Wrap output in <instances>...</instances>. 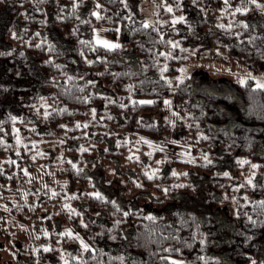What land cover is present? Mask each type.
<instances>
[{
	"label": "trees",
	"instance_id": "obj_1",
	"mask_svg": "<svg viewBox=\"0 0 264 264\" xmlns=\"http://www.w3.org/2000/svg\"><path fill=\"white\" fill-rule=\"evenodd\" d=\"M128 4L127 0H0V183L7 202L14 197L21 206L20 189L26 186L33 198L37 195L35 207L52 211L49 236L36 242L24 232L0 233L4 248L0 264H64V260L81 264L76 256L83 264L177 260L261 264L264 204L258 201L264 200V89L254 87L249 78L234 83L237 94L216 95L193 89L188 77L177 82L176 75L182 62L198 54L191 52L195 45L208 49L210 58L264 69V12L224 8L222 13L223 0H162L157 23L145 27ZM167 5L173 6L171 12ZM180 11L185 18L173 23L171 15ZM229 23L231 28L220 26ZM98 27L118 38L120 47L96 44L93 35ZM100 87H109L119 98L106 99ZM166 95L174 98L193 150L204 149L211 161L195 164L198 172L210 177L199 190L205 203L198 212L181 208L154 218L125 212L110 198L90 195L94 184L81 166L67 158L57 166L36 152L38 144L65 137L67 156L78 153L79 162L93 164L98 158L104 168L117 167V175L127 177L129 190H152L163 206L181 193L196 198L199 186L187 171L173 175L160 161L161 150L117 139L123 130L162 136L163 127L149 119L163 113ZM149 100L153 103H141ZM45 104L50 107L45 109ZM173 161L179 168L192 165ZM253 163L259 167L253 169ZM40 167L61 178L56 179L52 197L27 185L26 171ZM153 169L157 171L149 178ZM15 209L18 219H28L24 208L13 205L11 210ZM217 209L227 210L221 215L224 219L207 212ZM55 222L64 228L73 225L91 247L82 250L65 230L53 228Z\"/></svg>",
	"mask_w": 264,
	"mask_h": 264
},
{
	"label": "rangeland",
	"instance_id": "obj_2",
	"mask_svg": "<svg viewBox=\"0 0 264 264\" xmlns=\"http://www.w3.org/2000/svg\"><path fill=\"white\" fill-rule=\"evenodd\" d=\"M127 2L129 3L128 7L131 13L138 21L144 22L147 20L149 21V24H156L157 20L160 18L162 0H127ZM228 3L231 7H226L223 0V8L232 12H236L234 9L237 6L247 7L255 12H264V0H257V4L251 3V0H228ZM180 15H183L185 18V13L183 11L172 14V22H181L182 20H173L174 16ZM102 30V28L98 27L95 31L93 35V41L95 43V37L100 36L103 39L113 41L120 45V40L118 38L110 37L106 33H103ZM50 31L48 28L49 34L51 33ZM201 50V45H195L191 49V52L198 54L191 56L190 59L180 64L179 71L176 75L177 82L188 77L192 79L193 89L208 91L216 95H224L226 93L237 94L236 84L234 83L240 82L241 78H246V81L252 76H256L264 82V69L254 68L241 62H225L218 58H210L207 56L208 49H204L200 52ZM181 69H183V71H181ZM179 77H183V79H178ZM253 83L255 85L256 81L253 80ZM99 91L106 99L119 98L109 87H100ZM166 99L170 101L169 105L164 103ZM163 105L165 108L163 113L153 114L149 119L150 121H154L157 125L163 127L164 132L162 136H147L146 134L139 132L134 134L132 130H123L122 134L118 136L117 139L126 140L134 145L145 143L148 150H161L163 155L160 161H164L166 167L177 173L187 171L194 185L199 186V189H197L195 194L196 198H194L190 192L181 193L178 200L169 202L166 206H163L157 202L156 199H158V196L152 192V190L146 193H143V190H134L132 188L129 190L127 177L117 175V167L107 166L104 168L98 158L94 159L93 164L79 162L80 154L78 153L67 156L64 153L66 146L63 144L65 137H54L48 144H38L36 152L38 154H45V156L57 166L64 164L63 161H65L66 158L72 161L76 166H81L91 178L94 184V191H99L105 197L115 201L125 212L134 211L137 214H145L149 216H165L171 211L181 208H187L198 212L197 210L205 203L203 198L204 195L199 190L204 186L203 181L209 176L198 172L195 168V164L205 163L204 157L207 154L204 149L193 150L191 144L187 141L186 132L183 124L181 123V116L175 107L173 96L166 95L163 99ZM91 113H93V110ZM42 138L38 139L42 140ZM38 139H36V141H39ZM148 141H151V143H148ZM45 145H49V148L43 149ZM207 158L209 160L208 155ZM175 159L188 161L192 165L185 168H179L177 163L173 161ZM58 178L61 180L59 176L54 174L50 175L44 167L26 171L25 176L27 185L35 186L38 190L47 194L48 197H52L55 194L56 179ZM183 180L184 178H181V181ZM20 195V199L23 200V202L20 203L21 206H19L16 202L17 198L14 197H10L11 201L7 202L5 200L6 194H4L0 183V233L24 232L27 234L28 239L31 242H36L37 239H40L43 236H49V229H51V227L49 228L48 222L49 216L52 214L50 208L35 207L33 199L36 200L37 195L35 193L33 198L26 186L20 189ZM13 205H16L17 209H20V207L24 208V214L28 219H18L19 211L16 209L12 211L11 208ZM207 212H209V214H215L220 219H224L226 217L221 216L223 213H226L227 215V210L223 209L213 211L207 210ZM53 228L55 230L59 229L62 231L71 229L72 232L78 233L79 236L83 238L86 243H88L86 238L71 224H67L64 228L61 225H57V222H55L53 224ZM45 232H47V235L44 234ZM1 237L2 236H0V238ZM71 237L73 240L80 243L76 236ZM3 250L4 248H0L1 252Z\"/></svg>",
	"mask_w": 264,
	"mask_h": 264
},
{
	"label": "snow or ice",
	"instance_id": "obj_3",
	"mask_svg": "<svg viewBox=\"0 0 264 264\" xmlns=\"http://www.w3.org/2000/svg\"><path fill=\"white\" fill-rule=\"evenodd\" d=\"M78 2H79V0H77V3H78ZM193 3H195V0H193ZM251 3H253V4H257V0H251ZM224 5H225L226 7H231V5H229V3H228V0H224ZM76 6H77V4H76V3H73L72 7H73V8H76ZM178 6L182 7V5H178ZM258 6H259V5H258ZM166 7H167L168 11H170V12L173 10V6H172V5H167ZM224 10H225L224 8H221V9H220V11H221L222 13L224 12ZM248 10H249V9H248L247 7H244V6H237V7L234 9V11H236V12H247ZM93 15H96L97 18H99V15H100V14H99L98 12H94ZM60 19H63V17H60ZM183 19H184V16H183V15H180V16H174V17H173V20H174V21H175V20H183ZM239 23H240L241 25H243L244 27H248L247 23H246L245 21H243V20L239 21ZM143 24H144L145 27H147L148 24H149V21L145 20V21L143 22ZM220 26H221V27H227V28H231V27H232L231 23H229L228 25H223V24H221ZM13 35H15V33H13ZM95 40H96V43H97V44H102V45H104L106 48H109V49H114V48L120 47V45H119L118 43H115V42L110 41V40H107V39H103V38H101L100 36H96V37H95ZM171 43L175 44L176 42L172 41ZM161 54L164 55V53H161ZM98 59H101V58L98 57ZM50 62H51V58L49 59V61H45V63H50ZM87 62H88L89 64L93 63L92 60H88ZM56 67H60V65H56ZM165 67H166V66H165ZM181 71H183V69H181ZM251 78H252L253 80L256 81V84L254 85V87H258V88L264 89V82H262V81H261L258 77H256V76H252ZM164 79L167 80L168 78H167V77H164ZM178 79H183V77H179ZM245 79H246V78H241V79H240V83L243 84V83L245 82ZM90 83H94V82H90ZM169 83H170V81H169ZM128 87H131V86L129 85ZM43 99H44L43 97H40V100H41V101H43ZM141 103H153V101H150V100H149V101H141ZM164 103H165L166 105H169V104H170V101L166 99V100L164 101ZM44 107H45V109H47V108H49L50 106L47 105V104H45ZM93 111H94V110H93ZM48 115H49V113H48V111L46 110V111L44 112V116L47 117ZM17 118H18V117H13L14 120L17 119ZM77 126H80V123H79V122H77ZM142 139H143V138H142ZM17 140H18V142H19V137H17ZM148 143H151V141H148ZM137 158H138V157H137ZM204 159H205V163H211V161L208 160L207 155H205ZM157 163H159V161H158ZM73 166L75 167V165H73ZM251 167H252L253 169H256V168L259 167V165L253 163V164L251 165ZM156 171H157L156 169H153L152 172L149 173V178H151V176H152L153 174H155ZM185 174H186V173H185ZM222 174L225 175V176L229 175L228 172H224V173H222ZM173 175H180V173H177V172L173 171ZM252 175L254 176L255 173H253ZM247 179H248V182L251 184V183H252V179H251V177H248ZM253 186H255V185H253ZM165 191H167L166 188H165ZM73 195H75V194H73ZM90 195H92V196H94V197H97V198H99V199H102V200H106V199H107V197H105V196H104L101 192H99V191H94V192L90 193ZM233 199H235V197H233ZM246 199H247V198H246ZM112 203L115 204L116 202H115V201H112ZM258 203H260V204H264V200L258 201ZM65 207L69 208V210L72 211L70 205L65 204ZM125 215H127V213H125ZM237 215H239V213H237ZM150 218H154V217H151V215H150ZM248 219L251 220L252 218L249 216ZM81 223H82V224L84 223L83 220H81ZM85 227H86V225H85ZM65 231H66V233H67L69 236H76V238H77V239L79 240V242H80V245H81V247H82V250L87 251V250L91 247L88 243H86V242L84 241L83 238H81V237L79 236L78 233H74V232H72L71 229H66ZM44 234L47 235V232H45ZM62 235H63V233H62ZM112 239H115V237L113 236ZM202 243H203V241H202ZM45 250H47V246H45ZM93 251H95V249H93ZM176 251H179V249H176ZM61 259H63V257H61ZM75 259L78 260V261H81V264H83V261L81 260V257H80V256H76ZM119 259H123V257L121 256V257H119ZM169 259H171V258L169 257ZM64 264H68V261H67V260H64ZM174 264H183V262L177 260V261L174 262ZM251 264H256L255 260L251 261ZM261 264H264V261H262Z\"/></svg>",
	"mask_w": 264,
	"mask_h": 264
}]
</instances>
